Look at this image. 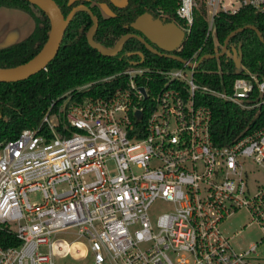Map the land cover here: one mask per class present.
<instances>
[{
    "label": "built area",
    "instance_id": "built-area-1",
    "mask_svg": "<svg viewBox=\"0 0 264 264\" xmlns=\"http://www.w3.org/2000/svg\"><path fill=\"white\" fill-rule=\"evenodd\" d=\"M225 1L178 0L175 16L158 18L175 21L187 38L203 4L207 36L221 12L250 6L264 13V0ZM199 60L197 50L181 66L132 65L80 84L38 127L0 141V227L19 241L0 245V264H264V181L257 175H264V126L217 146L211 108L199 98L259 109L264 78L248 72L229 89L203 85L195 76ZM112 80L106 96H73ZM37 192L40 200L31 201ZM157 199L172 207L153 220ZM242 209L263 236L237 250L222 224ZM61 233L84 249L75 256L55 250L68 242Z\"/></svg>",
    "mask_w": 264,
    "mask_h": 264
},
{
    "label": "trees",
    "instance_id": "trees-1",
    "mask_svg": "<svg viewBox=\"0 0 264 264\" xmlns=\"http://www.w3.org/2000/svg\"><path fill=\"white\" fill-rule=\"evenodd\" d=\"M55 2L64 16L77 5L88 6L98 19L92 38L107 49L112 48L123 35L140 34L132 26L139 16L145 13L154 19L160 13L175 16L178 8V0H127L125 5L120 6L111 0ZM100 5H105L110 14L104 15ZM0 7L22 10L34 21V28L26 38L0 48V68H10L28 61L42 50L50 32V18L46 12L26 0H0ZM163 20L171 21L169 18ZM92 25L88 12L76 11L64 31L57 54L45 69L23 80L0 82V141L17 137L23 128L38 127L44 114L56 112L64 101L63 95L80 84L97 81L132 65H182L179 60L154 53L136 37L128 38L113 54L103 53L87 41V33ZM252 26L260 31L263 41ZM239 28L244 29L236 33L228 44L231 55L204 59L195 72L196 80L203 85L229 89L236 77L248 72L264 78V13L250 6L243 7L235 14L221 12L215 19L213 31L207 36V12L203 4L196 9L191 32L175 54L184 60L197 50H200V58L216 55L223 50L229 34ZM235 49L242 52L239 67L233 55ZM135 52L143 53V63L140 62L141 56ZM115 85L116 81L113 80L98 81L73 96L78 99L106 96ZM199 98L211 108V136L217 146L233 143L235 139L264 126V105L259 109L242 110L237 105L210 95L200 94ZM57 129L64 133L61 125ZM18 242L12 233L0 227L1 246L17 245Z\"/></svg>",
    "mask_w": 264,
    "mask_h": 264
},
{
    "label": "water",
    "instance_id": "water-1",
    "mask_svg": "<svg viewBox=\"0 0 264 264\" xmlns=\"http://www.w3.org/2000/svg\"><path fill=\"white\" fill-rule=\"evenodd\" d=\"M31 4L36 5L38 8L46 12L50 18V32L47 38V41L42 48V50L33 58L28 61L16 65L10 68H0V82H14L28 78L31 75L36 74L37 72L46 68L47 64L53 59L57 54L60 43L63 38L64 31L72 19L74 13L78 10H84L90 15L93 25L90 27L87 33V41L91 46L97 50L106 53L113 54L115 53L120 45L125 42L130 37H136L141 40L150 50L159 56H164L168 58H173L184 63L185 60L179 55L175 54V51L178 50L185 38V31L175 22V21H164L163 19L156 18L154 19L150 14L145 13L139 16L136 21L132 24L133 28L140 32L130 33L121 36V38L114 44L110 49L104 50L97 42L92 38V32L98 24L97 17L93 14L91 9L84 5L80 4L73 7L70 12L64 16L61 9L55 2V0H26ZM258 36L263 41L260 31L255 27ZM244 28H239L233 31L226 38L225 45L223 50L216 55H205L202 56L199 62L196 65V68L199 67L200 63L206 58H213L223 56L225 54L231 55V50L228 49V44L230 39L238 32L242 31ZM239 52V55H238ZM141 56L140 62L143 63L144 56L142 52H135ZM234 59L237 66H241L242 63V52L241 50H234ZM140 116V112H138Z\"/></svg>",
    "mask_w": 264,
    "mask_h": 264
},
{
    "label": "rangeland",
    "instance_id": "rangeland-1",
    "mask_svg": "<svg viewBox=\"0 0 264 264\" xmlns=\"http://www.w3.org/2000/svg\"><path fill=\"white\" fill-rule=\"evenodd\" d=\"M114 4L120 6L126 3V0H111ZM237 0H226L225 3H236ZM238 6V5H236ZM100 10L104 15H109L110 11L105 5H100ZM107 50V48H103ZM264 181V175L262 173L257 174ZM31 201L40 200V193L29 194ZM171 204L163 199H157L149 210V214L153 220H155L160 214L170 210ZM252 217L248 210L242 209L237 213L231 215L224 220L222 224L223 231L232 238V245L237 250L247 249L251 244L259 242L263 236L261 229L257 224H249ZM249 224V225H248ZM237 233V234H236ZM57 238H62L69 243L74 242L75 237L71 234L61 233L57 235ZM258 253L264 258V243L258 247Z\"/></svg>",
    "mask_w": 264,
    "mask_h": 264
},
{
    "label": "crops",
    "instance_id": "crops-1",
    "mask_svg": "<svg viewBox=\"0 0 264 264\" xmlns=\"http://www.w3.org/2000/svg\"><path fill=\"white\" fill-rule=\"evenodd\" d=\"M33 28L34 21L26 12L15 8L0 7V48L26 38Z\"/></svg>",
    "mask_w": 264,
    "mask_h": 264
},
{
    "label": "bare ground",
    "instance_id": "bare-ground-1",
    "mask_svg": "<svg viewBox=\"0 0 264 264\" xmlns=\"http://www.w3.org/2000/svg\"><path fill=\"white\" fill-rule=\"evenodd\" d=\"M56 246H61L63 248V252H70L73 256H75V249H84L82 244L80 242H73L72 244L64 241H58L55 245V250Z\"/></svg>",
    "mask_w": 264,
    "mask_h": 264
}]
</instances>
